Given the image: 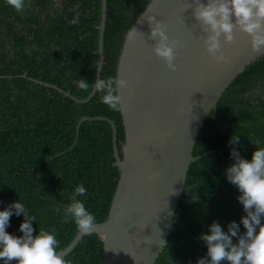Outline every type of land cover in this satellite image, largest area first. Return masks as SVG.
I'll list each match as a JSON object with an SVG mask.
<instances>
[{"label": "trees", "instance_id": "16d2710c", "mask_svg": "<svg viewBox=\"0 0 264 264\" xmlns=\"http://www.w3.org/2000/svg\"><path fill=\"white\" fill-rule=\"evenodd\" d=\"M152 0H108L101 77L116 76L125 33ZM79 14V22L69 23ZM102 0H26L17 12L0 0V208L21 199L31 214L34 234L39 227L55 230L58 251L79 233L63 218V209L77 184L86 187V208L105 222L110 214L121 172L114 156L115 121L123 158L126 132L120 111L100 101L90 84L99 68ZM59 89H55L53 87ZM65 92V93H64ZM240 136L241 154L250 159L259 139L264 143V58L239 76L206 120L194 148L186 190L177 222L156 264H195L206 254L198 237L216 220L226 226L243 215L236 187L223 170L232 163L228 143ZM23 216L10 217L9 233L21 235ZM241 231H244L241 226ZM69 264H105L104 242L88 235L66 258ZM10 264H16L15 260Z\"/></svg>", "mask_w": 264, "mask_h": 264}, {"label": "water", "instance_id": "95a60500", "mask_svg": "<svg viewBox=\"0 0 264 264\" xmlns=\"http://www.w3.org/2000/svg\"><path fill=\"white\" fill-rule=\"evenodd\" d=\"M194 2L152 0L134 24L140 34L134 41L125 40L117 70V77L127 81V87L118 89L126 132L123 158L115 121L104 117L80 121L78 130L86 121L111 124L121 176L108 219L95 223L88 233L79 231L60 251L62 257L93 234L104 242L105 264H156L167 246L191 164L197 161L194 148L206 120L229 86L264 58V50L253 51L247 33L234 29L231 43L221 37L222 51L230 62L218 65L204 47L208 33L188 7ZM107 12L108 0H102L97 78L104 66ZM149 14L167 25L170 39L180 41L175 49L176 71L169 70L153 52L155 41L144 22ZM95 93L86 100L65 94L77 103H86Z\"/></svg>", "mask_w": 264, "mask_h": 264}, {"label": "clouds", "instance_id": "9594fccd", "mask_svg": "<svg viewBox=\"0 0 264 264\" xmlns=\"http://www.w3.org/2000/svg\"><path fill=\"white\" fill-rule=\"evenodd\" d=\"M17 12L26 7V0H7ZM192 16L201 23L208 33L204 39L206 52L218 65L230 62L221 47V37L227 43L234 39L233 31L238 29L251 38L253 51L264 50V0H195L188 5ZM149 36L155 41L153 52L163 59L167 68L176 71L175 49L180 41L170 39L165 31L167 25L154 15H147ZM79 22L76 14L69 23ZM139 31L132 26L126 33L127 41H134ZM79 89L101 93L100 101L113 111H120L121 96L119 88L127 87V81L116 76L94 78L90 84L80 77L74 81ZM256 145L248 159L241 154L240 136L232 135L228 141L229 156L232 161L224 170L227 181L238 191L237 201L242 205L243 215L239 222L231 220L222 226L216 220L207 225L198 239L206 246V254L196 259L195 264H264V143L259 139L251 141ZM87 189L77 184L70 195V202L63 209L65 221L71 219L78 231L88 233L95 224L96 217L79 199ZM23 216L18 226L21 235L9 233L12 215ZM33 221L21 199L11 201L0 208V264H69L57 250L59 241L55 230L39 227L34 234ZM243 226L244 231H241ZM191 264V262H190Z\"/></svg>", "mask_w": 264, "mask_h": 264}]
</instances>
